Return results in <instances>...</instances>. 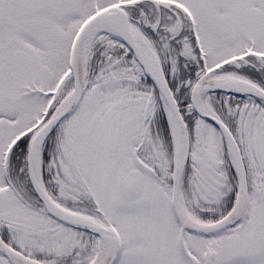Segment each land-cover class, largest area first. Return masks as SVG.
Instances as JSON below:
<instances>
[{
  "label": "snow or ice",
  "instance_id": "obj_1",
  "mask_svg": "<svg viewBox=\"0 0 264 264\" xmlns=\"http://www.w3.org/2000/svg\"><path fill=\"white\" fill-rule=\"evenodd\" d=\"M0 264H264V0H0Z\"/></svg>",
  "mask_w": 264,
  "mask_h": 264
}]
</instances>
